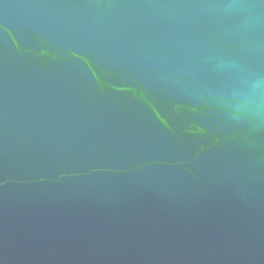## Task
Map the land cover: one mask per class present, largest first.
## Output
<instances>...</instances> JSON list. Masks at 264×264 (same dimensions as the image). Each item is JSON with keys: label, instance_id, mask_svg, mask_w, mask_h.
<instances>
[{"label": "water", "instance_id": "water-1", "mask_svg": "<svg viewBox=\"0 0 264 264\" xmlns=\"http://www.w3.org/2000/svg\"><path fill=\"white\" fill-rule=\"evenodd\" d=\"M0 264H264V0H0Z\"/></svg>", "mask_w": 264, "mask_h": 264}]
</instances>
